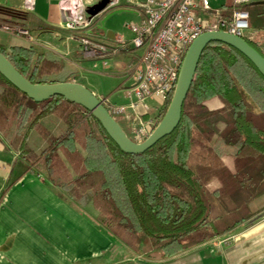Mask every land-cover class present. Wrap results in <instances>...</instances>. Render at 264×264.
<instances>
[{"label":"trees","instance_id":"obj_1","mask_svg":"<svg viewBox=\"0 0 264 264\" xmlns=\"http://www.w3.org/2000/svg\"><path fill=\"white\" fill-rule=\"evenodd\" d=\"M236 10L249 12L250 29L259 34L246 40L264 56V4H232L222 14ZM0 52L33 83L74 81L67 61L52 51L0 45ZM213 98L224 106L210 110L206 102ZM50 116L60 118L63 134L46 130ZM35 130L48 141L40 154L28 143ZM0 134L62 198L80 211L94 209L97 226L147 258L177 256L264 210V75L224 42L203 52L178 127L145 153L123 151L83 106L62 96L36 102L1 72ZM226 155L235 174L223 162ZM214 179L222 186L211 192Z\"/></svg>","mask_w":264,"mask_h":264},{"label":"crops","instance_id":"obj_2","mask_svg":"<svg viewBox=\"0 0 264 264\" xmlns=\"http://www.w3.org/2000/svg\"><path fill=\"white\" fill-rule=\"evenodd\" d=\"M62 1L36 0L35 9L29 11L24 7V0H0V36H4L0 37V44L35 46L66 60L83 57L81 43L74 37L77 32L68 29L63 19L61 6L70 4V0ZM20 29H28L35 43ZM249 32L255 37L259 34L251 29ZM115 36L111 31L93 35L98 40ZM129 57L134 56L120 54L108 66L100 62L96 69L95 61L83 57L91 66V73L122 80L109 92L100 86L91 90L100 99L106 98L118 105L129 103L124 84L131 80L122 70ZM206 105L210 110L224 106L219 98L207 101ZM147 106L152 108L151 116L162 117L164 107L158 101H147ZM121 120L130 127L126 117ZM60 124L62 128L64 125ZM223 162L235 174L233 157L226 155ZM221 186L218 179L207 185L211 192ZM96 219L94 209L80 211L62 198L42 173H33L21 154L0 134V264H264V210L235 230L168 259L160 253L148 258L134 254L106 228L97 226Z\"/></svg>","mask_w":264,"mask_h":264},{"label":"built area","instance_id":"obj_3","mask_svg":"<svg viewBox=\"0 0 264 264\" xmlns=\"http://www.w3.org/2000/svg\"><path fill=\"white\" fill-rule=\"evenodd\" d=\"M254 2L264 3V0H233L237 6ZM24 7L33 11L36 0H24ZM61 8L65 26L77 32L74 37L81 43V54L95 61V69L100 62L108 66L113 57L123 53L137 57L128 68L132 74L125 89L129 103L118 105L102 99L113 117L128 119L130 136L136 142L145 141L161 121V117L144 118L145 113L139 114L138 109L142 107L148 111L147 101L150 100L158 101L161 107H166L172 100L185 55L198 36L205 32L225 31L249 38V12L236 10L230 17L224 16L223 9L212 8L211 0H109L106 8L96 16L83 14L77 0H70V4ZM119 9L132 10L140 16L138 22L127 24L132 38L95 39L93 35L102 32L98 26L101 20ZM81 30L84 32L79 33ZM20 31L35 43L28 29Z\"/></svg>","mask_w":264,"mask_h":264},{"label":"water","instance_id":"obj_4","mask_svg":"<svg viewBox=\"0 0 264 264\" xmlns=\"http://www.w3.org/2000/svg\"><path fill=\"white\" fill-rule=\"evenodd\" d=\"M108 2L109 0H101L91 7L88 13L91 16L98 15L106 8ZM124 10L126 9H119L110 13L101 22V31L108 32L105 28V22L114 14L122 13ZM214 41L224 42L240 51L250 59L264 75V56L251 46L246 39L225 31H211L201 34L193 41L185 55L173 98L163 119L157 125L153 133L143 142H136L129 137L118 123L117 119L110 114L103 100L83 84L76 82L45 85L33 83L21 74L1 52L0 72L36 102H42L53 96H62L69 101L83 106L91 115H94L100 120L105 130L123 151L129 154H141L145 153L159 141L173 133L180 124L183 105L196 78L198 65L203 52L206 47Z\"/></svg>","mask_w":264,"mask_h":264},{"label":"rangeland","instance_id":"obj_5","mask_svg":"<svg viewBox=\"0 0 264 264\" xmlns=\"http://www.w3.org/2000/svg\"><path fill=\"white\" fill-rule=\"evenodd\" d=\"M100 1L101 0H77V2H79L80 6H81V8H80L81 12L83 14L89 15V16H90V14L88 13V10L91 7H93L94 4L96 5ZM232 4H233V0H211V6H212L213 9H223L224 6H229V5H232ZM74 11L77 12L78 9H77V11L74 9ZM105 18H106V16L104 17V19ZM103 20H101V22ZM139 20H140V16L139 15H137L136 13L126 9L122 13H117V14H114L113 16H111L105 22V28H106L107 31H111L117 36H124L127 40H130L132 38V34H131L127 24L131 23V22H138ZM6 29H7V26H6ZM82 32H84V31L83 30L79 31V33H82ZM248 36H249L250 39H255L256 38L254 36V33L250 34V32H249ZM0 37L3 38L4 36L2 35ZM126 60L127 61H125L124 63L131 64L132 62H136L137 61V57L134 56L132 59L129 57ZM66 61H67L68 69L73 73V75L75 77V78H73L74 79L73 82L83 84L84 86H88V88L90 90H95L98 86H100V87L103 88V90H105L106 92H109V91L113 90V88H115L119 84L120 81H122L121 79H119V80H111L109 78L101 77V76L95 75L94 73H91L90 72L91 66L89 67L86 64L87 61L84 60L83 57H74V58H71V59L66 60ZM128 64H127L126 68H124L122 70L126 71L123 74H125L126 76L131 78L132 74H131L130 71H128V68H129ZM127 86H128V84H124V89H126ZM150 101H154V100H150ZM152 104H154V103L152 102L151 106H152ZM165 108L166 107H164V111H162L163 114L165 112ZM138 110H139L138 111L139 114L140 113L141 114L145 113L143 115V117L146 118V119H148V116H149V119L150 118L161 117V116H151L150 113L152 111V108H150L147 111V109L140 107ZM163 114H162V116H163ZM117 118H119L121 120L122 117H117ZM60 123H62V121L57 116H50L47 119H45V121H44V124L46 126V130L51 131L53 133V135H55V136H59V135L63 134L65 132V130H66L65 126L62 125L63 127L62 128L60 127L61 126ZM57 124H59V126ZM128 129H129V133H131L130 127ZM28 143H29V147L33 151H35L37 154H40L42 152V150L47 146L48 141H46L41 136L40 132L35 130V131L31 132V134L29 136V142ZM42 175H44L46 177V175L44 173H42ZM133 253L136 254V255H139V253H136V251H133Z\"/></svg>","mask_w":264,"mask_h":264}]
</instances>
